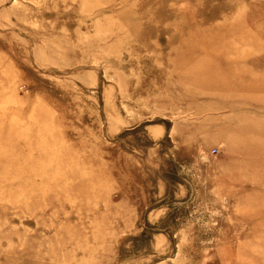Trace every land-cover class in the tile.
<instances>
[{
    "label": "rangeland",
    "instance_id": "rangeland-1",
    "mask_svg": "<svg viewBox=\"0 0 264 264\" xmlns=\"http://www.w3.org/2000/svg\"><path fill=\"white\" fill-rule=\"evenodd\" d=\"M0 264H264V0H0Z\"/></svg>",
    "mask_w": 264,
    "mask_h": 264
},
{
    "label": "built area",
    "instance_id": "built-area-1",
    "mask_svg": "<svg viewBox=\"0 0 264 264\" xmlns=\"http://www.w3.org/2000/svg\"><path fill=\"white\" fill-rule=\"evenodd\" d=\"M216 151L214 150L213 153H215Z\"/></svg>",
    "mask_w": 264,
    "mask_h": 264
}]
</instances>
